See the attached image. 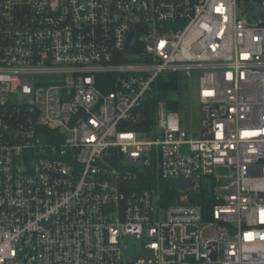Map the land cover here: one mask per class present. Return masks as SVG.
Wrapping results in <instances>:
<instances>
[{
	"label": "built area",
	"instance_id": "2783aa9c",
	"mask_svg": "<svg viewBox=\"0 0 264 264\" xmlns=\"http://www.w3.org/2000/svg\"><path fill=\"white\" fill-rule=\"evenodd\" d=\"M167 74L198 132L148 123ZM148 174L190 186L162 207ZM0 264H264V0H0Z\"/></svg>",
	"mask_w": 264,
	"mask_h": 264
},
{
	"label": "trees",
	"instance_id": "16d2710c",
	"mask_svg": "<svg viewBox=\"0 0 264 264\" xmlns=\"http://www.w3.org/2000/svg\"><path fill=\"white\" fill-rule=\"evenodd\" d=\"M180 82L182 81L176 74H167V76H161L158 78L152 96L148 97L145 102L148 123L150 125L153 124L155 120V107L160 101L165 104L166 109L179 111L180 102L179 99L175 97V94L178 93ZM140 188H147L157 192L160 198L159 204L162 207H167L172 204L180 194L169 186L167 180L157 179L150 174L141 180ZM211 191L206 193L202 187L199 192L189 194L190 202L201 206L205 219H208L212 204L215 202V198L212 196Z\"/></svg>",
	"mask_w": 264,
	"mask_h": 264
},
{
	"label": "rangeland",
	"instance_id": "374dc122",
	"mask_svg": "<svg viewBox=\"0 0 264 264\" xmlns=\"http://www.w3.org/2000/svg\"><path fill=\"white\" fill-rule=\"evenodd\" d=\"M185 87L186 88L184 89L183 83L180 82L179 90L178 93L175 94V97L179 99L180 102L179 113L182 119V127L192 133H195L199 131L201 117L198 101V76L194 75L189 78ZM15 100L17 102H23L26 101L27 98L16 97ZM216 173L222 177L223 181H229L228 169L220 168L217 169ZM202 187L206 193L211 191L208 180L203 182ZM216 187L217 186L215 185L214 188ZM124 242L127 244V248L123 251V260L132 261L149 258V252L141 247L140 241L134 236H126L124 238Z\"/></svg>",
	"mask_w": 264,
	"mask_h": 264
},
{
	"label": "water",
	"instance_id": "95a60500",
	"mask_svg": "<svg viewBox=\"0 0 264 264\" xmlns=\"http://www.w3.org/2000/svg\"><path fill=\"white\" fill-rule=\"evenodd\" d=\"M251 13V17H252ZM169 186L177 190H187L190 186V182L184 178H173L169 181Z\"/></svg>",
	"mask_w": 264,
	"mask_h": 264
}]
</instances>
